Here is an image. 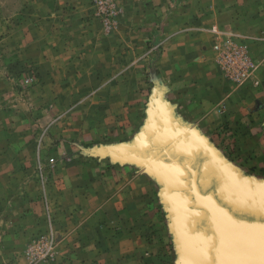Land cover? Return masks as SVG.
I'll list each match as a JSON object with an SVG mask.
<instances>
[{"label":"crops","instance_id":"obj_1","mask_svg":"<svg viewBox=\"0 0 264 264\" xmlns=\"http://www.w3.org/2000/svg\"><path fill=\"white\" fill-rule=\"evenodd\" d=\"M54 2L62 35L41 70L55 83L56 105L67 112L57 122L64 138L60 149L77 155L56 170L53 191L49 186L47 192L54 196L56 226L68 230L62 237L77 245L70 262L190 264L198 231L187 230L179 196L169 191L171 165L142 159L111 166L85 160L83 153L114 140L141 149L153 142L158 124L165 139L201 145L191 153L231 175L229 188L263 194L264 128L239 132L249 124L264 127V103L256 105L264 95V66L244 83L225 79L210 29L232 22L254 60L264 64V0H185L174 10L168 0H114L120 12L110 32L92 14L90 0ZM65 6L75 8L67 14ZM46 14L41 11L39 20L51 25ZM158 25L172 38L156 68L148 69L146 42ZM147 77L166 87L163 95L150 97ZM224 128L239 133L230 134L241 149L225 145ZM29 188L40 230L42 186L33 180Z\"/></svg>","mask_w":264,"mask_h":264},{"label":"rangeland","instance_id":"obj_2","mask_svg":"<svg viewBox=\"0 0 264 264\" xmlns=\"http://www.w3.org/2000/svg\"><path fill=\"white\" fill-rule=\"evenodd\" d=\"M184 1L168 0L169 8L174 10ZM55 7L54 0H0V264H72L75 259L72 249L77 245L73 239L62 237L68 230L56 226L54 196L47 192L49 186L53 191L56 170L77 155L60 149L64 138L57 132V122L67 112L56 105L55 83L41 70V60L49 56L51 45L55 49L62 35L61 26L55 25ZM90 7L105 32L118 27L120 11L114 0H90ZM73 8L65 6V13ZM41 11L48 13L44 17L51 25L41 24ZM233 25L225 22L212 26L210 31L224 78L240 84L264 64L254 60ZM164 27L158 25L147 38L144 58L148 69L156 68L172 38ZM42 39L45 45L40 47L37 43ZM260 80L264 84V75ZM146 82L149 90L154 89L152 99L166 91L161 82L150 77ZM258 101L256 105L264 103L263 94ZM249 126L238 132L253 133L264 128ZM223 133L229 136L227 147L241 149V142L231 140L239 133L226 128ZM125 147L130 149L131 145L114 140L101 144L100 150L85 149L83 158L107 160L111 166L125 161L141 162L115 159L114 155ZM33 180L42 186L45 227L40 230L35 227L36 210L31 204L34 200L28 199Z\"/></svg>","mask_w":264,"mask_h":264},{"label":"bare ground","instance_id":"obj_3","mask_svg":"<svg viewBox=\"0 0 264 264\" xmlns=\"http://www.w3.org/2000/svg\"><path fill=\"white\" fill-rule=\"evenodd\" d=\"M160 134L162 135V130H160ZM188 140H183V149H186L184 150L186 153L183 152L171 154L169 153V150L166 149L164 143H161L158 144L159 147H155V154L158 156V162H162V157H165L164 159H167L166 161L176 159L175 161H177L179 165L178 167H181V169L186 174V180L189 182L188 190L190 191V193H187L189 194L193 203L191 204L189 199L191 207V209H189V205H187V201L185 199L186 195L184 196L183 193H181L186 203L184 204L186 205V207L184 206L186 211L181 212L185 214L187 218H191V221L189 220V222H187V230H189V227L192 225L194 228L192 230L198 231V234L195 236V238L198 240L199 245L204 251V264H216V259L214 258L215 253L218 250L219 241L221 244H223V239L220 240L219 235L230 237L233 236V234H237V236L242 234L243 236L245 235L249 237V244L254 243L257 235L264 237V206H259L260 209H258L256 212L252 208L244 207L245 205L253 206L252 204L255 203L249 202L238 195L233 194L226 183L227 181L225 180L224 182L221 177L218 176L220 181L214 179L213 177L217 175L215 170L219 169L217 168L218 166L214 167V164L212 165L209 163L211 161L208 159L207 160L209 162L205 163V157L202 158L200 156L190 155L194 147L200 148L201 145ZM156 159L157 158L155 157V160ZM209 159L213 160L211 158ZM161 166L163 165H160V167ZM167 168H170V166L166 167V169ZM175 175L179 177L178 171L175 173ZM178 198L179 207L181 205V198L180 196ZM194 198L196 199V204ZM262 200H264V196L262 197L261 201ZM205 209L210 211L211 217H209L204 222L202 220L200 222L205 224L207 231L201 228L199 222H196L198 219V213L201 214L205 212ZM193 218L195 221H193ZM231 240L232 238L228 239V243L226 245V252H228V254H225L224 257L228 258V260L231 259V264H254L253 259H249L247 256H241L240 253L236 254L233 251V247L230 250V246L238 244V241ZM262 245L263 246H261V244L257 246L261 247L260 249L255 250L257 255L262 252L264 253V250H261L262 248L264 249V244ZM254 258L256 260V256Z\"/></svg>","mask_w":264,"mask_h":264},{"label":"water","instance_id":"obj_4","mask_svg":"<svg viewBox=\"0 0 264 264\" xmlns=\"http://www.w3.org/2000/svg\"><path fill=\"white\" fill-rule=\"evenodd\" d=\"M155 127V128H154ZM154 137H153V142H147L143 148L141 149H129V147L126 149L125 148H122L120 150V153L119 154H115L114 155V158L115 159H119V160H126V159H134V160H137V161H141L142 159L144 160H147V162L149 163V165H153V163L155 162L156 164H158L159 166L161 165V163H167V164H172L170 166L171 170L169 171V174L172 178V184L170 185L169 187V191L173 194H178V196H180L181 198V205L178 207L179 209V212L182 213L185 210V207L186 204L185 201H184V197L183 195L186 197V201H187V205H189V209H191L190 207V202L191 204L193 203V201L190 199V196L187 192L190 193V191L188 190V183L187 180H186V174L184 173V171L181 169V167L179 168L178 166V163L177 161H175L176 159H173L171 161H166L167 159H164L162 157V162H157L155 160V157H158L156 154H155V147H159L158 144H161V143H164V145L166 146V149L169 150V153L173 154V153H183L185 152L184 150L186 149H183V142L180 143L178 142L175 138H168V139H165L161 134H160V130H162V128L160 127V125L156 124L154 126ZM145 149H147L148 151L145 152ZM142 151V152H141ZM186 153V152H185ZM190 155H194V156H200V155H196V154H193V153H190ZM202 157V156H200ZM203 158V157H202ZM176 163V164H175ZM211 168V167H210ZM178 171V176L175 175V173ZM215 172L217 173V175L214 176V179H217L220 181V179L218 178L221 177V179L225 182V180L227 179V181H229V179L227 177H231V175H229L227 172H225L223 169L220 168V170H215ZM168 174V175H169ZM230 182V181H229ZM231 183V182H230ZM191 185V183H190ZM232 188H230V190L232 192H235L236 195H238L239 197L249 201V202H253L255 204H252L253 206H249V205H245L244 207H249V208H252L254 209V211H258L259 206H264V201L261 202V199L264 195L263 194H257L255 197H252L251 195L254 194V193H249L250 196H248V194L246 193H243L241 192L240 190H238L237 188H235L233 185H231ZM188 190V191H186ZM183 193V195L181 194ZM189 199H190V202H189ZM195 200V204L197 203L196 202V199L194 198ZM258 202H257V201ZM243 203H246V202H243ZM244 205V204H242ZM185 206V207H184ZM181 208V209H180ZM182 211V212H181ZM201 211V210H199ZM185 215V214H184ZM257 215V214H256ZM186 217V215H185ZM209 217H211L210 215V211L205 209V212L203 213H198V219L196 222H199L200 225H201V228H203L204 230L207 231L206 229V226L205 224H203V222L205 220H207ZM204 218V220H203ZM189 220L191 221V218H187L186 217V221L189 222ZM203 221L202 223L200 221ZM193 221L194 218H193ZM189 229H194L192 227V225L189 227ZM260 236V237H258ZM220 237V240L223 239V244L220 243L219 241V244H218V250L217 252L215 253V258L216 259V264H231L232 262L231 259L228 260V258H225V254H228L227 251V243H228V239L229 238H232L231 241H238V244H234L233 246H230V250L231 248L233 247V251L238 254L240 253L241 256H247L249 259H253V263L254 264H264V253H260L257 255L256 251L257 249H260L261 247H257L258 245L261 244V246H263L262 244H264V237H262L261 235H257V238L256 240L254 241V243L252 244H249L248 243V236H243L242 234L238 235L237 234H233V236H222V235H219ZM228 237V238H227ZM220 245V246H219ZM261 250H264L263 248ZM226 252V253H225ZM255 253V254H253ZM251 254V255H249ZM256 256V260H255V257ZM193 258V259H192ZM192 261V262H191ZM204 261H205V256H204V251L203 249L201 248L200 245H197V248L195 249V251H193V254L192 256H190V261L189 263L190 264H204Z\"/></svg>","mask_w":264,"mask_h":264}]
</instances>
